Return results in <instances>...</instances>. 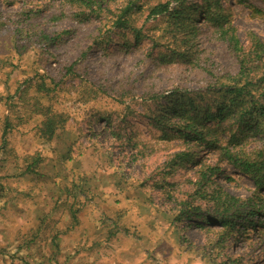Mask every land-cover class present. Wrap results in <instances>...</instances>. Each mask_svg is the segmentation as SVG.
I'll use <instances>...</instances> for the list:
<instances>
[{"label":"rangeland","instance_id":"374dc122","mask_svg":"<svg viewBox=\"0 0 264 264\" xmlns=\"http://www.w3.org/2000/svg\"><path fill=\"white\" fill-rule=\"evenodd\" d=\"M156 1L133 14L137 43L109 28L122 1L92 12L71 0H0V264H264V227L239 225L224 238L194 217L198 206L213 211L196 192L204 164L219 166L212 186L242 197L254 182L151 118L182 94L212 107L237 57L203 19L188 44L176 43L170 20L146 18ZM222 4L248 50L251 32L264 42V0ZM177 45L192 46L190 63ZM48 114L63 120L49 140L40 133ZM260 143L251 135L240 145ZM182 151L196 161L177 162Z\"/></svg>","mask_w":264,"mask_h":264},{"label":"trees","instance_id":"16d2710c","mask_svg":"<svg viewBox=\"0 0 264 264\" xmlns=\"http://www.w3.org/2000/svg\"><path fill=\"white\" fill-rule=\"evenodd\" d=\"M84 5L90 11H99L104 1H121L124 3L118 7V12L110 16L109 28L113 32L130 31L139 43L144 39L143 25L138 26L134 22V12L143 8L142 0H71ZM107 7V4H106ZM101 8V10H103ZM165 17L171 21L173 28L166 27V31L174 32L176 43L188 44L191 35L200 31L198 21L203 19L217 33V37L223 40L228 49L236 55L238 70L234 74H227L225 80L217 82L214 88V109L208 106L206 109L200 103H195L194 98H186L185 94L172 98L171 105H159L162 112L151 117L153 122L161 129H172L186 137L195 146L204 145L214 149L219 161H230L239 171L248 176L255 184V189L248 197H242L228 191L224 185L212 186L211 179L219 170L217 164H204L205 170L199 172V187L196 192L206 199L212 208V212L202 213V206L195 209L194 217L199 226L212 224L222 229L224 238L234 232L237 227L246 224L258 223L264 227V42L256 34L251 32L252 47L247 49L236 34L235 27L230 22L229 13L226 12L222 0H158L148 5L147 19ZM170 32V33H171ZM179 33V34H178ZM184 34V37L182 35ZM148 35L146 34V37ZM158 36L150 37L153 43L158 42ZM127 44V43H125ZM197 48V42L192 44ZM181 47V45H180ZM198 50V48H197ZM178 51L183 61L191 62L194 52L192 46L174 48ZM164 55V54H163ZM262 70V72H260ZM212 85V84H211ZM158 96V94L153 97ZM164 96V95H163ZM166 100L170 96H165ZM158 100V99H157ZM47 109V113L49 112ZM214 120L215 124L207 121ZM63 120L55 114H48L43 120L41 137L52 139L56 134L57 125ZM230 123V128H224V123ZM223 127V128H222ZM227 139L223 140L219 133L228 132ZM4 134H6L4 132ZM251 135L262 137V143L257 144L251 150H246L240 144L245 143ZM3 139V143H4ZM193 150V149H192ZM196 152L182 151L175 155L177 162H191L196 160ZM33 161L29 163L28 172L37 171L36 162L40 161V155L31 154ZM203 185L205 188L203 189ZM183 217L192 219L191 214H183ZM256 217L258 219L256 220ZM194 220V219H192Z\"/></svg>","mask_w":264,"mask_h":264}]
</instances>
